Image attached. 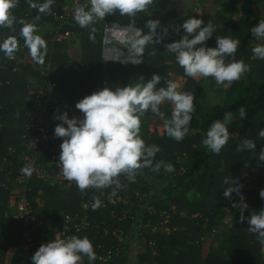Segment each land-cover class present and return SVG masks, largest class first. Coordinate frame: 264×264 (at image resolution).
<instances>
[{"label":"trees","instance_id":"16d2710c","mask_svg":"<svg viewBox=\"0 0 264 264\" xmlns=\"http://www.w3.org/2000/svg\"><path fill=\"white\" fill-rule=\"evenodd\" d=\"M57 1L54 0L51 11L61 8L55 6ZM243 1L245 0H226L219 7L220 9L202 18L204 25L211 21L215 28L213 35L206 41V46L215 47L216 36H231L240 41L235 59L243 60L250 66L249 72L238 81H234L230 87H225L223 101L217 104L207 102L201 84L205 78L200 77L196 80L186 76L183 68L177 63L175 54L167 52L165 48L168 34L173 35L176 40L182 38L184 35L182 24L190 18L175 12L169 6L168 0H154L148 12L137 13L134 18L135 24L132 23L133 18L121 16L118 11L103 18L107 23L136 28L142 34L148 32L145 25L149 19L160 21L158 32L163 27H168V34L161 43H150L145 47L140 64H123L121 60L101 58V38L96 28V21L100 19H96L93 25L82 28L75 21L74 13L66 24L58 27V32L69 31L77 35L80 55L74 68L67 64L62 39L54 42L52 46L48 42L50 36L48 31L56 27V22L48 18L44 25L49 24L50 28L36 33L46 41L47 53L44 62H50L54 68L52 79L56 82L57 90L62 94L66 101L65 105L69 108L74 97L79 101L105 85L113 89L116 86L134 85L141 81V77H143L142 81H148L154 73L161 76L158 84L166 82L169 74L182 78L183 83L179 90L194 94L195 112L188 125V133L179 142L169 137L165 128L161 135L148 132L146 127L149 120L148 117L145 118L146 113L140 117L141 138L146 145L155 144L161 149L156 154L153 165L163 160L173 165V172H166L163 167L159 171L144 168L142 174L136 176L139 180L137 182H130L121 175L119 180L122 186L125 185L117 190L115 196H111V187L97 191L86 189L81 196V190L75 184L64 187L61 183L51 180L30 178L27 196L30 199L32 211L37 217L45 219L41 217L44 215L57 223H62L66 216L72 218L75 214L84 213L88 227L81 229L79 236L92 237L96 255L98 250L95 247L99 244H103L107 249L118 248V256L105 263L95 260L92 264H132L125 255L127 241L124 238V228L132 220L138 208L137 205L141 203H148L153 212L141 209L137 214L138 223L147 228L140 237L144 250L136 255L137 261L134 264L263 263L264 251H261L257 236L248 232L247 219L243 222L239 219L216 251L203 252L201 249L203 239H200L210 230L213 219L224 215L222 206L224 199L227 198L224 196V190L228 187L223 183L224 179L231 178L241 185L256 164H260L264 169V161L259 158V152L261 148H264V138L259 136L260 130L264 129V59H259L253 54L252 49L258 45L254 43L258 40L251 33V28L260 20H250L247 15L243 18L232 16L236 12L237 2ZM43 2L44 0H31V3L42 4ZM11 13L17 20L24 19L28 22H33L39 15L40 19L34 21L35 24L44 15V13H38L36 8L30 7V0H18L16 7L11 9ZM177 25H181L179 33L174 30ZM14 27L15 32L0 27V43L10 36H14L18 41V50L14 53V58H8L3 51H0V184L4 183L8 177L7 171H10L13 176L23 163L20 151L25 146L22 145L20 136L27 113L34 105V97L28 92L27 86L39 77V67L42 65L33 58L26 62L19 60L27 47L20 35L22 26L16 23ZM92 27H95V33L91 32ZM90 36H94V42L90 40ZM230 59L232 58L226 57V60ZM77 66L80 69H77ZM213 85L216 90H220L216 83ZM241 106H244L246 111V116L243 118H240L238 113ZM72 110L78 109L73 106ZM228 111L234 113L233 121L228 125L230 138L217 154L208 150L202 144V140L210 124L216 119H223V114ZM165 118L171 117L167 113ZM244 139L255 142L254 151L238 152L236 150ZM47 155L45 151H41L37 159L41 163L45 162L49 159ZM149 173L155 175L156 179H162L163 174H168L170 186L161 188L157 195L147 194L150 183L145 175ZM134 190L138 191L139 199L135 198ZM234 195H236L235 192L232 196ZM117 196L121 197V201L110 202L111 198ZM10 197L9 187L0 185V264H25V258L32 257L40 244L34 245L31 250L16 246V238L21 227L11 218L12 209L7 206ZM93 197H99L102 202L96 210L92 208ZM38 198L55 199L54 208L61 213L54 216L45 209L42 214L38 209V202H35ZM82 201H89V203L82 208ZM250 204L261 209L264 207V199L257 193ZM122 209L129 211L128 216L122 214ZM162 211L169 214L165 224L167 231L160 229V222L164 218ZM195 212L201 215L192 218L191 215ZM250 215L251 213H244L246 218ZM203 218H206L205 222ZM152 225L156 228L149 233V226ZM148 241H151V247L148 246ZM9 247H12L11 255L7 262H3L4 256L9 253L7 252Z\"/></svg>","mask_w":264,"mask_h":264},{"label":"clouds","instance_id":"9594fccd","mask_svg":"<svg viewBox=\"0 0 264 264\" xmlns=\"http://www.w3.org/2000/svg\"><path fill=\"white\" fill-rule=\"evenodd\" d=\"M53 2L54 0H44L42 4H37L31 3L30 0V7L36 8L38 13L51 14ZM17 3L18 0H0V27L15 32L14 25L19 23L22 26L20 35L32 58L43 64L47 44L36 34L37 27L34 22L39 20L40 16L37 15L33 22L17 20L11 13ZM89 3L90 7L79 3L75 7L74 19L82 28L93 25L96 19L103 20L106 15L117 11L121 16L133 18L132 23L135 24L137 13L148 12L154 0H89ZM145 27L148 29L146 34L132 32L129 35L128 55L120 59L123 64H140L145 47L150 43H161L168 34V27L157 31L160 28V21L157 19H149ZM182 28V38L167 43L165 48L167 52L175 54L176 61L186 76L212 77L217 86L230 87L234 81H238L250 71V66L243 60L235 59L239 40L231 36H216V46H206V41L215 31L211 21L204 25L202 19L191 17L183 22ZM180 29L181 25H177L174 30L179 33ZM95 31V27H92L91 32ZM251 33L257 40L264 41V19L251 28ZM90 40L94 42V36H90ZM17 50L18 41L14 36L0 43V51L8 58H14ZM252 51L257 58L264 59V44L256 45ZM226 57L232 59L226 60ZM160 80L161 76L154 73L146 83L116 86L114 89L105 85L77 101L75 107L83 114L82 118H70L67 111L59 112L57 109L58 115L53 118L61 123L56 124L54 134L57 138H63L59 162L65 180L75 181L82 192L90 187H111V196H115L117 190L122 187L119 180L121 175L130 182H135L136 176L142 174L144 168L159 171L163 167L166 172L174 171L173 165L163 160L153 165L155 156L161 149L155 144L146 145L141 138L140 117L148 112L158 115L164 120L167 135L179 142L188 133V125L195 112L194 94L179 90L180 85L173 81H167L166 87L157 88ZM165 101L173 106L170 119L165 118V114L160 110ZM238 113L240 118L245 117V107L241 106ZM233 118L234 113L228 111L223 114V119H216L210 124L202 140L208 150L218 154L227 144L230 138L228 125ZM259 136L264 138V129L260 130ZM255 148L253 140L244 139L236 150L254 151ZM259 158L264 161V148H261ZM33 170L30 165L21 169L27 176H31ZM223 183L228 185L224 190L225 197L231 199L233 192L240 196V201L233 202L232 206L241 209V222L247 219L248 232L257 236L261 251H264V207L259 212L253 211L246 218L243 212L247 204L243 202L240 190L242 185L231 178H225ZM259 195L264 199V189L260 190ZM93 200L92 208L96 210L102 202L99 197H93ZM82 256H87L89 261L97 259L89 238L74 235L67 239L57 237L41 244L31 259L33 264H80Z\"/></svg>","mask_w":264,"mask_h":264},{"label":"built area","instance_id":"2783aa9c","mask_svg":"<svg viewBox=\"0 0 264 264\" xmlns=\"http://www.w3.org/2000/svg\"><path fill=\"white\" fill-rule=\"evenodd\" d=\"M77 3L81 5H87V7L90 6L89 0H67V3L63 7L52 10L51 14H44L42 19L36 22L37 32H41L44 29V23L48 21V18L56 22V27L51 31H48V33H50L48 38L50 46H52L54 42H58L63 39V37H67L69 34H71L69 31H64L62 33L58 32V27L60 25L66 24L72 14L75 13V7L77 6ZM101 21L104 24V20ZM53 73L54 68L51 66V63L44 62L39 67V77L35 80H32V82H30L27 86L28 92L34 97V105L33 108L27 113V118L23 124V131L20 136L22 145L25 146V148L20 151V156L23 163L19 169H17V173L15 175L11 176L10 171H7L8 177H6L4 183L0 184L5 188L9 187L11 192V197L7 202V206L12 209L11 218H13L17 224L20 225L21 230L27 229L33 232H40V242H33L31 244L30 239L26 240V243L29 246L31 245V248L36 244L41 245L47 243L49 240L56 239L57 237L62 239H67L74 235L80 237V230L88 227L85 214H75L71 219H65L59 225L60 230L57 232V234L51 232L50 228L52 227L53 222L51 219L44 220L37 217L32 211V205L30 203V199L27 196V191L29 189L28 185L31 177L58 182L64 187L65 185H76L75 181H67L63 177L62 165L59 162V155L61 151L60 144L62 143L63 138H57L54 134V128L56 124L61 123V121L53 118L55 115H58L57 109H59V112L67 111L70 118L73 114H75L76 111H73L65 105L66 101L62 94L57 90L56 82L52 79ZM179 80L180 78L173 74H169L167 79V81H173L176 83ZM32 144L34 145L33 147ZM41 151H45L48 154L47 156H49V159H46L45 162L42 163L37 159L38 153ZM26 165H30L34 168L31 176H27L21 171V169ZM137 181L139 180L136 177L135 182ZM88 189H92L93 191L98 190L91 187ZM240 190L243 196V202L245 204L254 198L255 187L253 185H242ZM134 191L136 196L135 198L139 199L140 197H138V191ZM100 194H102V191H100ZM82 195L83 192L81 191V196ZM240 199V196L237 194L232 196L231 199L225 198L222 206L224 215L228 213V209L233 205V202H239ZM119 201H121V197L119 196L110 199V202L112 203ZM35 202H37L36 199ZM88 203L89 201H82V208H84ZM137 207L138 208L135 210L134 214L135 216H137L141 209L144 211L146 210L147 212H153V209L150 205L144 206L141 203L138 204ZM121 211L123 212V215L127 214L128 216L129 211L127 209H122ZM161 214L164 215V218L160 222V229L165 231L163 227H165V224L168 221L169 214H167L165 211H162ZM200 215L201 214L195 212L191 215V217L195 218ZM203 220L205 222L206 218H203ZM136 228L140 238L142 232L147 227L141 223H138L137 221ZM149 228L150 233L153 232L156 227L152 225L149 226ZM46 233L50 234L51 237L48 238V240H45L47 237ZM53 236H55V238ZM88 238L92 242V237ZM148 246L151 247V241H148ZM95 248L99 252H97L96 261L100 263H105L107 260L119 255L118 248L107 249L103 246V244H99ZM153 253V250H151V254ZM80 264H92V261H89L87 256H82ZM262 264H264V261Z\"/></svg>","mask_w":264,"mask_h":264},{"label":"rangeland","instance_id":"374dc122","mask_svg":"<svg viewBox=\"0 0 264 264\" xmlns=\"http://www.w3.org/2000/svg\"><path fill=\"white\" fill-rule=\"evenodd\" d=\"M58 1L61 3V6L60 5L57 6V4H55L56 7H63L67 3V0H58ZM225 2L226 0H168L169 6L173 8L175 12H177L179 15L187 16L190 18L196 17L199 19H202L203 17L208 15H212ZM236 6H237L236 12L233 13L232 15L235 18L236 17L243 18V16L247 15L250 20L264 19V0L261 1L245 0L243 2H237ZM96 22H97V27H96L97 34L101 38V49H100L101 58L103 60H120L123 57H126L128 55L129 35L132 32H136L135 30L136 28L128 27V26L116 27V26H112L111 24L109 25L105 21L103 24L101 20L99 21L97 20ZM61 41L62 44L64 45L63 50L67 55L68 66H71L72 68L76 67L80 55L77 35L75 33H71L67 37H63ZM174 41H176L175 37L173 35L168 34L166 39V44ZM254 44H264V41L258 40ZM24 58L27 61L32 60V56L28 48L26 49V51H24L21 60L24 61ZM77 69L80 68H78L77 66ZM199 78L200 77L194 79L198 80ZM138 82L146 83L147 81H138ZM177 83L181 85L183 83V79L180 78V80ZM214 83L215 80L212 77L205 78V80H203V82L201 83L207 102L210 104L220 103L221 101H223L225 95L224 94L225 87L219 86L220 90H216L213 85ZM166 86H167L166 82L156 85L157 88L166 87ZM76 103H77V98L74 97L70 109H72V107L75 106ZM172 109L173 106L168 101H165L160 106V110L165 115L168 113L170 117L172 115ZM72 116L82 118L83 114L79 110H76L75 114H73ZM146 117H148L149 120L146 127L147 131L150 133L155 132L157 135H161L162 132L164 131V120H162L158 115H155L151 112L146 113L145 118ZM162 176H163L162 179H156L155 175H152L151 173L145 175L146 180L150 183V185L148 186L149 191L147 194L150 195V193H152L154 195H157L161 188L170 186V176L168 174L166 175L163 174ZM247 184L253 185L255 187L254 195L259 193L261 189H264V169L261 168L260 164H256V166L250 170L249 175L241 183V185H247ZM65 187L67 186L65 185ZM36 201L38 202V209L39 211L41 210L42 214H44L43 211L45 209L51 212L49 213L50 215L52 214L55 216L61 213L59 210H56V208H54L55 199L50 200L49 198L48 199L38 198L36 199ZM246 204H247V208L244 209L243 214L246 212L252 214L253 211L255 212L260 211V209L253 207L250 204V202ZM142 205L146 206L149 204L142 203ZM41 217L45 218L44 220L49 219V217H45L44 215H41ZM240 217H241V209L239 207H233V206H231L228 209V213L223 217L220 216L215 217L213 219V222L211 223L210 230L206 232L202 237L203 241L201 242V249L203 250V252L218 250V247L223 244L229 231L233 228V226L236 223L239 222ZM137 218L138 217L134 215L132 220L126 224V228H124V238L127 241V245L126 247L124 245L123 246L125 247V255L132 264H134L137 261L136 255L144 250L143 243L139 238L138 230L136 228ZM65 219H71V217L66 216L64 220ZM51 221L53 222V225L50 228V231L57 234V232L60 230L59 225L61 223H57V221H54L53 219ZM51 221L49 222L52 223ZM163 229L165 231L168 230L166 226L163 227ZM39 234L40 232H33L27 229L21 230L16 238V246L22 249L25 248L26 250H31L32 249L30 247L31 245L29 246L26 243V240L30 239L31 244L33 242H40L41 236ZM53 237L55 238V236ZM48 238H50V234H47L45 240H48ZM11 251H12V247H9L7 249V252L9 253H7L4 256L3 262H7L9 256L11 255ZM25 262H26L25 264H32L31 257L25 258Z\"/></svg>","mask_w":264,"mask_h":264},{"label":"crops","instance_id":"0c3cea01","mask_svg":"<svg viewBox=\"0 0 264 264\" xmlns=\"http://www.w3.org/2000/svg\"><path fill=\"white\" fill-rule=\"evenodd\" d=\"M64 3H65V2H64ZM64 3H63V4H64ZM56 4H57V6H58V5L61 6V3H60L59 1H57ZM63 4H62V5H63ZM108 24L110 25V22H109ZM112 26H116V27H124V26L117 25V24H115V23H114V25H112ZM49 28H50V25H49V24H47V25L45 24V25H44V30H47V29H49ZM28 60H30V59H28ZM26 61H27V60H25V58H24V62H26ZM28 80H29V79H28ZM30 80H32V79H30Z\"/></svg>","mask_w":264,"mask_h":264},{"label":"water","instance_id":"95a60500","mask_svg":"<svg viewBox=\"0 0 264 264\" xmlns=\"http://www.w3.org/2000/svg\"><path fill=\"white\" fill-rule=\"evenodd\" d=\"M110 24H111V25H114V23H110ZM135 30H136V32H139L138 29H135Z\"/></svg>","mask_w":264,"mask_h":264}]
</instances>
